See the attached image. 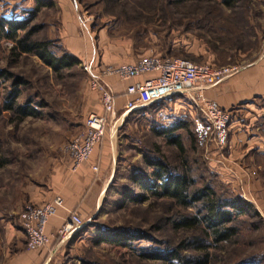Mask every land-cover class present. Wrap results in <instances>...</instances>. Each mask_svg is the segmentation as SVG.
Segmentation results:
<instances>
[{
  "label": "rangeland",
  "instance_id": "1",
  "mask_svg": "<svg viewBox=\"0 0 264 264\" xmlns=\"http://www.w3.org/2000/svg\"><path fill=\"white\" fill-rule=\"evenodd\" d=\"M27 4L34 8V0ZM13 6L7 0H0V14L6 18H24L26 11L22 8L27 6L19 3ZM235 10L238 16L234 18L233 13L213 0L180 3L176 0H55L50 7L36 12L31 24L43 26L37 36L46 37L59 50L80 57L74 68L59 74L52 73L33 55L17 54L13 51V41L0 39V70L9 74L0 78V107L7 93L14 92L13 80L19 77L22 83L15 87L14 103L29 102L37 112L18 120L8 111H0V264H80L81 260L100 264H159L138 256L139 248L156 247L157 243L147 239L129 241L127 246L94 243L98 234L139 228L160 240L163 248L173 247L185 234L174 232L164 221L181 211L173 203L148 199L121 205L125 193L138 194L129 176L145 169V156L159 155L176 168L185 163L193 187L207 182L219 194H235L217 178L209 163L211 148L219 155L224 153L228 130L225 145L218 150L210 143L197 142L193 120L200 112L194 103L186 102V109H180L172 98L134 111H127L123 105L118 113L114 115L112 111L108 115L113 141V179L103 192L95 214L87 220L80 217L84 225L61 241L54 235L52 238L45 229L49 242L36 252L26 247L22 230L26 206H41L58 197L42 203L33 200L36 190L46 189L48 185L47 170L65 163L71 170L69 144L83 135L85 118L90 113L99 114L100 91L90 83L91 76H99L101 84L115 96L114 82L107 81H123L114 74H106L107 69L131 64L141 57L181 58L214 67L237 66L239 70L264 51V0H238ZM220 15L229 21L221 23ZM169 128H173L172 134L180 140L182 151L156 132ZM104 136L78 168L103 145ZM254 161L264 179L263 159L255 157ZM94 166L97 172L93 171ZM91 171L93 179L98 180L97 162ZM242 200L249 212L234 222L237 233L231 241L220 250H212L216 264H232L252 255H259L260 263L264 264V208ZM52 240L61 242L53 253L56 242L52 244Z\"/></svg>",
  "mask_w": 264,
  "mask_h": 264
},
{
  "label": "trees",
  "instance_id": "2",
  "mask_svg": "<svg viewBox=\"0 0 264 264\" xmlns=\"http://www.w3.org/2000/svg\"><path fill=\"white\" fill-rule=\"evenodd\" d=\"M176 1L180 3L185 0ZM213 1L220 8H225L229 13H233L234 18L238 16L237 10H235L238 0ZM50 6L49 0H34V8L27 10L24 18H6L0 14V39L13 41V51L17 54L33 55L52 73L59 74L74 68L77 60L68 52L59 50L50 39L37 36L36 33L43 26L31 24L36 12ZM206 14L208 15L209 12ZM218 19L221 20V23L229 21L221 15ZM238 39V37L235 38L236 41ZM7 75L9 74L6 70H0V78ZM21 83L22 80L19 77L13 80L14 92L7 93L0 107V111H8L18 120L37 113L35 108L29 105V102L25 105L14 103L15 87ZM259 126L264 133V116L259 121ZM177 127H181V125ZM172 131L173 128L156 130L158 134L166 137L169 145L176 146L182 151L181 142L177 136L172 134ZM256 158L264 161V153L257 155ZM143 165L145 169L137 170L129 176V180L138 194L135 192L125 193L121 205L126 201L142 203L148 199L173 203L180 207L181 211L172 217H167L164 221L171 226L174 232L181 231L185 234L173 247L164 245L163 248L159 244L160 240L139 228L98 234L94 243L106 242L112 245L127 246L130 245L129 241L147 239L157 244L156 247L138 249V256L143 260L156 261L159 264H216V254L212 250H220L223 244L231 241L237 233L234 222L240 215L249 212L242 197L230 192L219 194L207 182H204L201 187H193L194 181L188 173L186 164L182 162L176 168L157 155L145 156ZM260 260L259 255H252L232 264H261ZM80 262V264H100L95 260H81ZM223 264L230 263L224 262Z\"/></svg>",
  "mask_w": 264,
  "mask_h": 264
},
{
  "label": "crops",
  "instance_id": "3",
  "mask_svg": "<svg viewBox=\"0 0 264 264\" xmlns=\"http://www.w3.org/2000/svg\"><path fill=\"white\" fill-rule=\"evenodd\" d=\"M49 1L53 3L55 0ZM29 2L30 0H7L11 7L17 3L27 6L22 8L24 11L31 9L30 4H27ZM69 20L73 21V19ZM76 49L77 52L80 51L78 47ZM73 56L76 60L80 58L76 54ZM94 77L101 82L99 76ZM140 79L143 77L132 78L127 83L107 81L114 82L112 87L116 98L112 114L118 113L124 105L125 85ZM203 93L206 99L215 101L220 107L234 109L228 126L227 146L224 148V153L219 155L214 148H211L213 152L211 150L209 163L212 171L235 194L238 193L237 195L255 204L257 208H264V179L260 176L254 161L257 155L264 153V136L259 126V121L264 116L262 106L264 103V51L224 82L206 88ZM173 100L175 105L179 104L180 109L182 107L186 109L185 96H176ZM101 109L99 107L97 113L101 114ZM114 115L112 118L115 117ZM109 120L108 118L103 145L100 144L94 150L89 160L81 164L74 172L69 170L67 163L47 170L49 180L46 189L36 190L33 196V200L37 203L48 201L55 196L62 200L63 208L56 210L46 226V232L52 234V238L55 230L66 219L67 210H75L81 218L87 220L99 209L101 196L113 179L111 160L113 141L109 126L111 120ZM95 162L98 165V180L93 179L91 171V166ZM54 242L56 240L51 241L52 244ZM60 245L61 242H56L52 247V253L58 250ZM38 250L41 248L32 251Z\"/></svg>",
  "mask_w": 264,
  "mask_h": 264
},
{
  "label": "built area",
  "instance_id": "4",
  "mask_svg": "<svg viewBox=\"0 0 264 264\" xmlns=\"http://www.w3.org/2000/svg\"><path fill=\"white\" fill-rule=\"evenodd\" d=\"M237 70V66L214 67L181 58L141 57L131 64L110 67L106 74H114L123 82H128L135 77H143L125 85L124 108L127 111L142 109L176 96H185L186 101L194 103L195 108L200 112L193 120L197 142L210 143L219 150L225 145L234 109L220 107L215 101L206 99L203 92L208 87L224 82ZM90 83L100 91L102 113H90L85 118V131L81 138L74 139L69 144L72 171H75L79 164L88 158L94 147L101 142L108 115L114 107L113 93L103 86L97 77L91 76ZM92 169L97 172L96 166ZM96 179L99 178L96 176ZM57 208H63L62 200L58 197L41 206L25 207L22 230L26 235L28 249H40L47 245L49 236L45 232L46 224ZM67 212L66 219L54 232V236L59 241L84 225L76 212L70 210Z\"/></svg>",
  "mask_w": 264,
  "mask_h": 264
}]
</instances>
